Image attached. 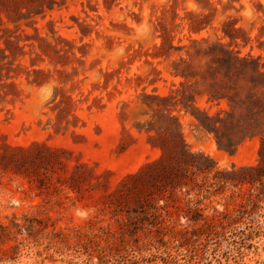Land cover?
Masks as SVG:
<instances>
[{
    "label": "rangeland",
    "instance_id": "374dc122",
    "mask_svg": "<svg viewBox=\"0 0 264 264\" xmlns=\"http://www.w3.org/2000/svg\"><path fill=\"white\" fill-rule=\"evenodd\" d=\"M9 40L0 264H264L262 186L225 182L264 139V77L238 65L264 72V0H0ZM168 116L193 155L170 154L178 190L130 180L172 153Z\"/></svg>",
    "mask_w": 264,
    "mask_h": 264
},
{
    "label": "trees",
    "instance_id": "16d2710c",
    "mask_svg": "<svg viewBox=\"0 0 264 264\" xmlns=\"http://www.w3.org/2000/svg\"><path fill=\"white\" fill-rule=\"evenodd\" d=\"M16 50L21 51L22 47L20 46H16V44L9 40L5 42V47H3L0 44V74L2 75V70L4 67V61L6 59H9L11 56H15V51L13 49H11V46H14ZM13 48V47H12ZM238 65L243 66V67H247L246 72H249L250 70H252L255 75L260 76V77H264V72L261 71L259 65L254 64L253 61L245 59L242 61L238 62ZM36 73H40L42 75H45V72L42 70L36 71ZM40 84V83H38ZM223 85L226 86V83H223ZM235 89L237 91H240L239 87H235ZM231 97H229L230 99ZM167 99L164 98H158L157 101L159 103L166 101ZM207 122L210 124V128L213 126V119L206 114L205 115ZM167 119L169 121H174L170 123L171 126V132H173V141L171 143V148H172V153H170L166 147V145L163 144H156L154 145L155 147H159L162 150V155L160 157V159L152 164H148L146 165L138 174H135L134 176H132L130 178V180L132 181H142L145 177V175H147L149 173V171H156V173H161L160 175H157L156 177L152 178V181L155 180H162L164 181L166 184H168L169 187H171L173 190H178L183 188L182 183H179L176 178L178 177V173H180L178 165L175 163V161H172L170 159V154H173L176 157H181L184 159H188L191 160L193 158V155L190 154L187 150H186V146L184 145V140L182 138V134L180 131H175L176 127H179V123L178 120L175 116L171 117L168 116ZM199 121V125L200 127L209 130L208 125H205V123H203L200 119H198ZM178 129V128H177ZM175 131V132H174ZM219 134V133H218ZM217 134V135H218ZM237 136H239V138H243L246 139L247 137H252V135H250L249 131H239V129L237 130ZM240 134V135H239ZM238 138V137H237ZM160 141H165L163 138L160 139ZM236 139L235 137H230V141L228 145H223V143H221L218 139V143L219 146L222 150L225 151H231L235 144H236ZM238 144V143H237ZM195 167H197L199 169V171H205L207 169H205L204 167L201 166H197L195 165ZM247 171H250L252 173V178L251 179H241V181H233L232 179H225L226 183H236V182H249L251 184H260L262 187L260 188V191L262 192L261 194H264V139L261 143L260 149H259V161L258 164L249 168V169H242L240 171H234V173H238V174H243ZM258 198H262L263 196H260V194L257 195ZM141 211L137 210L136 212H142V213H146L145 212V208L141 207L140 208ZM143 210V211H142ZM191 214V215H190ZM201 214H199L198 212L194 211L191 213V211H188V213H186V215H184V218L191 220L193 222H197L199 220H201ZM155 257V256H154ZM134 259H132L131 264H147V263H151L154 261V259H147L145 257H140V256H134Z\"/></svg>",
    "mask_w": 264,
    "mask_h": 264
}]
</instances>
